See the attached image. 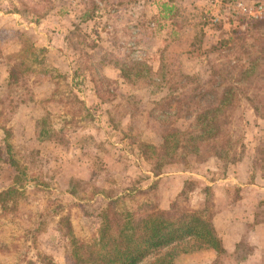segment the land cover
Returning <instances> with one entry per match:
<instances>
[{"label":"rangeland","instance_id":"374dc122","mask_svg":"<svg viewBox=\"0 0 264 264\" xmlns=\"http://www.w3.org/2000/svg\"><path fill=\"white\" fill-rule=\"evenodd\" d=\"M149 4L0 0L11 26L0 28V81L8 67L18 76L0 86L11 134L0 190L17 189L0 209V264H75L73 242L95 243L107 215L163 211H204L225 250L181 245L173 264H264V0H172L159 17ZM51 49L58 67L45 62ZM134 64L151 73L130 84L121 68ZM225 88L234 103L219 139L196 155L143 157L141 144L186 131ZM29 101V115L14 113Z\"/></svg>","mask_w":264,"mask_h":264},{"label":"trees","instance_id":"16d2710c","mask_svg":"<svg viewBox=\"0 0 264 264\" xmlns=\"http://www.w3.org/2000/svg\"><path fill=\"white\" fill-rule=\"evenodd\" d=\"M91 19L92 16L84 14L80 21L85 23ZM150 73L151 69L146 65H141L140 68L135 64L125 65L121 68L122 78L128 83L130 81V84L133 83L130 80L131 75L144 79ZM17 79L15 68H10V85H15ZM232 90L225 88L219 96H213L214 99L208 106L196 111L194 120L186 131L166 130L159 148L141 144L139 149L143 157L148 160L156 156L173 157L180 151L196 155L210 141L219 139L222 134L221 120L234 103L230 98ZM254 110L257 111V108L254 107ZM3 132L4 148L8 154L10 146L6 141L11 134L5 128ZM14 193H17L15 183L0 192V209L5 207L6 200ZM204 216V211L200 213L185 211L181 214L163 211L140 219H134L129 213L115 214L112 217L107 215L95 243L84 245L77 241L73 242L74 263L142 264L153 252L168 250L150 264H173L179 254L178 249H182L181 245H189L187 251L191 253L196 250L224 253L222 242L216 234L210 216L207 218Z\"/></svg>","mask_w":264,"mask_h":264},{"label":"crops","instance_id":"0c3cea01","mask_svg":"<svg viewBox=\"0 0 264 264\" xmlns=\"http://www.w3.org/2000/svg\"><path fill=\"white\" fill-rule=\"evenodd\" d=\"M150 8H155L156 9V14L157 17H159L162 13L160 12V6L162 7H170L172 6V0H150V4H149ZM208 6L211 7V2L208 3ZM209 11H212L211 8H208ZM10 22L8 21V16H0V28L5 29V28H10ZM168 29L171 30V28H173V25L171 23L168 24V26L166 27ZM193 28V27H191ZM172 31V30H171ZM56 54H59L58 49H51L50 51H48V53L46 54V64L51 65V67H58L57 64H55V58H57ZM59 58V57H58ZM5 69V67H3ZM10 69V67H8ZM7 69V68H6ZM9 69L6 70V72H4V76L2 77V80L0 81V86H3L4 88H10V80H9ZM4 92L0 91V101H3L5 98H3L2 94ZM8 98L13 99L16 98L18 99V96L16 95H6ZM7 99V98H6ZM35 99H37L35 97ZM36 101V100H35ZM31 101L24 103L21 102L18 107L16 112H14L15 114H18V116H27L29 115V111H28V107H30L31 105ZM4 141V132H3V127L0 126V142ZM261 180V178H260ZM4 189H1L0 191H2ZM259 192L262 193L264 195V188H260ZM236 244V243H234Z\"/></svg>","mask_w":264,"mask_h":264},{"label":"built area","instance_id":"2783aa9c","mask_svg":"<svg viewBox=\"0 0 264 264\" xmlns=\"http://www.w3.org/2000/svg\"><path fill=\"white\" fill-rule=\"evenodd\" d=\"M236 8L240 10L245 15L256 17L257 15L262 14L263 7L259 6L258 8L251 10L250 8H246L243 4L238 3L236 4Z\"/></svg>","mask_w":264,"mask_h":264}]
</instances>
